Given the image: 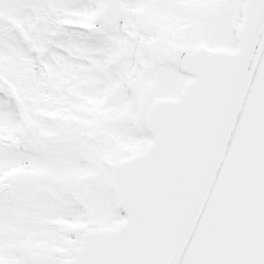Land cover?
<instances>
[{"label": "snow or ice", "instance_id": "1", "mask_svg": "<svg viewBox=\"0 0 264 264\" xmlns=\"http://www.w3.org/2000/svg\"><path fill=\"white\" fill-rule=\"evenodd\" d=\"M0 264H264V0H0Z\"/></svg>", "mask_w": 264, "mask_h": 264}]
</instances>
